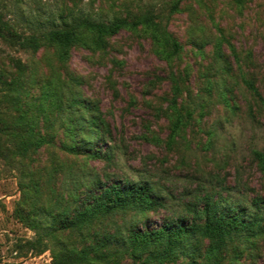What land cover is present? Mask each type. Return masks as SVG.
Masks as SVG:
<instances>
[{
	"label": "rangeland",
	"instance_id": "rangeland-1",
	"mask_svg": "<svg viewBox=\"0 0 264 264\" xmlns=\"http://www.w3.org/2000/svg\"><path fill=\"white\" fill-rule=\"evenodd\" d=\"M174 1L0 0V19L18 37L85 18L134 20L148 10L181 46L171 59L160 58L140 26L120 29L103 50L76 43L66 65L80 79L73 85L51 46L22 47L0 29V264H56L60 250L67 260L74 246L90 243L86 233L122 235L131 224L159 226L184 214V203L204 191L246 208L254 196L264 198V173L252 155L254 149L264 152V0H181L172 10ZM220 47L229 72L215 56ZM58 89L68 100L75 91L98 106L113 137L110 163L63 149L60 142L69 141L64 116L47 96ZM178 114L185 123L170 138ZM27 125L51 141L21 157L15 150L20 134L11 132ZM94 147L105 149L99 142ZM105 172L153 182L165 206L144 216L115 211L82 232L65 229L55 237L48 228H32L46 215L33 206L47 205L56 193L68 198L74 175L84 183ZM249 245L235 236L221 264H264V235ZM109 248L112 253L90 254L78 264H211L202 245L196 254L149 260Z\"/></svg>",
	"mask_w": 264,
	"mask_h": 264
},
{
	"label": "trees",
	"instance_id": "trees-1",
	"mask_svg": "<svg viewBox=\"0 0 264 264\" xmlns=\"http://www.w3.org/2000/svg\"><path fill=\"white\" fill-rule=\"evenodd\" d=\"M179 1L181 0L174 1L172 10L179 9ZM63 23L61 26L42 29L39 34L32 32L18 37L12 33L8 23L0 19V29L8 38L18 37V43L22 47L37 50L43 45L51 46L56 60L64 68L62 76L72 81L73 85H78L80 79L76 74H71L66 65L69 50L76 43H80L89 50H103L108 45V38L118 33L120 29H133L140 26L148 34L154 54L160 58L169 60L181 48L166 25L155 20V15L148 10L134 20L115 18L110 22H96L85 18L74 21L71 25ZM79 32L85 35L81 36ZM231 52L237 57L233 47ZM215 56L222 61L221 69L229 72L231 66L221 47L218 48ZM243 81L249 88L255 89L246 78H243ZM177 90L175 86V91ZM70 95L71 99L68 100L65 93L62 94L59 89L47 94L55 99L57 114L64 116L60 118V122L63 126L66 125L69 141L60 142L63 149L110 163L114 156V146L110 142L113 137L109 124L92 101L86 100L75 91ZM175 102L174 96L172 99L174 109H176ZM184 123L182 116L178 114L173 122L170 138L178 133ZM16 131L20 134V141L15 150L21 157H24L29 150H35L51 141L50 138L38 134L30 125L25 128L14 127L11 135ZM96 142L103 143L105 149L94 147ZM252 155L264 173V152L254 149ZM79 172L78 169L75 173ZM89 173L93 174L92 171ZM71 181L75 182V186L71 184L70 191H67L68 198L56 193L48 200L47 205L32 207L34 210H42L46 213L45 217L37 219L38 221L34 224L31 222L32 225H30L34 230L39 227L48 228L47 235L51 234L55 237V232L65 229L82 232L84 227L92 226L96 220L115 211L131 210L137 215L144 216L158 207L165 206L158 195L157 185L147 179L134 181L122 178L119 180L109 178L105 172L100 174L98 179L88 177L84 183L82 177L77 179L75 175ZM35 192H37L36 188ZM223 198L224 196L220 193L215 196L214 193L204 191L194 201L184 203L186 206L184 214H178L175 218L168 217L159 226L143 225L138 228L131 224L122 235L118 231H103L101 234L94 231L86 233L89 244L79 248L74 246L68 253L67 260H61L63 251L60 250V254L58 252L55 255V263L68 262L70 255L73 257L70 264L87 262L90 254L112 253L110 245L114 247L113 252L120 251L133 256L146 254L145 257L148 260L174 257L179 253L196 254L202 245L204 259L211 264H221L227 245L235 236H241L251 246L257 237L264 235V198L262 196H254L247 208L225 202ZM55 205L58 206L57 209ZM46 219H49V222Z\"/></svg>",
	"mask_w": 264,
	"mask_h": 264
}]
</instances>
